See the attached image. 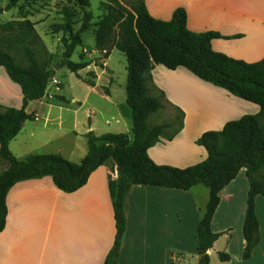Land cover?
<instances>
[{
  "label": "crops",
  "instance_id": "crops-1",
  "mask_svg": "<svg viewBox=\"0 0 264 264\" xmlns=\"http://www.w3.org/2000/svg\"><path fill=\"white\" fill-rule=\"evenodd\" d=\"M144 3L149 15L161 21H169L176 9L185 10L189 31L216 32L222 37L211 43L215 52L248 64L264 58V19L260 18L264 16V0H144ZM89 61L86 60L87 63ZM105 66L106 63H102V67ZM88 68L96 79L93 87L85 84L84 103L76 99L71 102L63 99L61 102L64 107L74 105L76 110L53 106L44 99L40 102L47 114L44 119L36 115V121H32L34 124L42 122L39 130L46 132L40 150L57 139L86 141L84 136L87 133L101 136L96 128L99 117L103 116L116 119V122L121 119L122 128L126 130L108 133L131 135L130 112H126L122 104L124 96L117 103L119 95L113 90L112 83L99 82L104 70L97 73V67L89 65ZM0 73L22 105L20 88L9 82L3 68H0ZM151 76L154 87L163 92L167 105L183 113L182 129L172 141L162 140L147 151L156 165L184 169L200 163L206 158V153L195 141L203 133L220 131L225 123L241 118L247 114L245 112L249 111L251 115L259 113L256 105L198 80L185 69L169 71L156 66ZM199 90L219 100L215 109L205 111L202 102L191 101L190 92ZM0 106L4 104L0 102ZM54 108L71 111L72 116L54 117L50 114ZM82 109L88 124L84 131H78L75 114ZM206 118L215 125L204 128ZM127 120L130 124L126 123ZM66 122L70 125L67 134L57 135L50 131V126L60 130ZM26 125L25 122L8 146L18 161L38 154L59 155L71 163H79L85 157L87 147L77 162L66 158V154L76 156L75 144L69 149L58 148L55 154L29 149L36 133L34 127ZM192 129L195 133L190 137L188 132ZM184 141H188V147L183 146ZM8 166V162L0 160V172L6 171ZM118 175V167L109 162L95 170L82 188L69 194L56 189L50 177L16 184L6 197L7 217L5 228L0 233V264H103L116 233L108 187ZM248 192L249 183L242 169L219 193L220 202L211 222L212 233L219 237L207 252L209 264H264L263 196L255 198L259 243L250 258L243 260L242 229ZM208 197V190L201 185L189 191L132 186L127 196L126 229L117 264H197V224ZM219 254L228 255L230 260L220 262ZM176 257H182V260Z\"/></svg>",
  "mask_w": 264,
  "mask_h": 264
},
{
  "label": "trees",
  "instance_id": "trees-1",
  "mask_svg": "<svg viewBox=\"0 0 264 264\" xmlns=\"http://www.w3.org/2000/svg\"><path fill=\"white\" fill-rule=\"evenodd\" d=\"M1 1H6V5L0 8V15L23 2L37 4L47 0ZM64 1L63 19L52 26L54 34H62L61 67L77 75L90 65L83 55L77 63L71 57L82 47V35L91 28L95 50L104 59L114 50L122 53L126 58L124 92L131 116V135L107 133L97 137L87 133L84 136L87 153L79 163H71L59 155L38 154L25 161L15 159L9 143L25 122L35 120L34 114H28L26 109L30 103L46 96L55 67L50 65L53 55L47 52L35 24L28 18L0 25V68L20 88L22 95L21 108L0 111V160L9 164L6 171L0 172V233L6 224V197L16 184L50 177L56 189L69 194L82 188L99 167L112 162L119 169L117 180L108 187L116 233L103 264H117L126 229L127 196L135 185L181 191L201 185L208 190V201L197 224V264H209L207 252L219 237L211 231L219 193L244 169L249 192L242 229L243 260H248L259 243L255 198L264 197V58L248 64L213 51L212 41L222 37L216 32L189 31L186 12L180 8L169 21H161L149 15L144 0H103L100 5L104 15L94 25L88 11L89 0ZM75 9L82 14L78 28L72 22ZM156 66L169 71L185 69L198 80L256 105L259 113L229 121L220 131L203 133L195 141L206 153L200 163L184 169L156 165L147 151L162 140L172 141L183 122V113L176 110L172 123L149 125V119L165 102L163 92L152 83L151 73ZM90 75L95 77L94 73ZM86 84L94 86L93 81ZM218 259L223 263L230 260L226 254H219Z\"/></svg>",
  "mask_w": 264,
  "mask_h": 264
},
{
  "label": "rangeland",
  "instance_id": "rangeland-1",
  "mask_svg": "<svg viewBox=\"0 0 264 264\" xmlns=\"http://www.w3.org/2000/svg\"><path fill=\"white\" fill-rule=\"evenodd\" d=\"M103 0H89L90 8L89 12L92 14V24H96L99 22L101 17L104 15L100 3ZM6 5V1L0 2V8H3ZM66 5V2L64 0H47L44 3H37L32 4L31 2H23L18 4V6L10 10L8 12H5L0 15V25L6 24L10 21H21L23 17L28 18L32 23L35 24V30L40 37L41 41L43 42V45L45 46V49L47 52L53 55V59L50 62V65L55 67L54 70V76L50 80V84L46 91V96L44 101L50 102L53 106H63L61 103L64 102L63 99H66V101H70L72 99L79 100L81 103H84L85 100V93H86V82L93 81L95 83L96 77H92L90 73V69L87 67L86 69L80 71L75 74H71L67 71L66 68L61 67V61H62V53L63 48L60 43L62 34L57 33L54 34L52 31V26L57 25L61 23L63 17L61 14V10L63 6ZM75 17L72 19V22L75 25V28H78L82 14L79 10L75 9ZM261 19H264V16H260ZM83 45L82 47H78L72 57L71 61L74 63L79 62V58L81 55L84 56V61L90 60V65H93L97 67L96 71L97 73H100L102 70H104L102 79L99 81L100 83H112V88L119 95L116 102L122 101V96H124V100L122 104L124 105L123 109L127 112H130L126 103H125V93H123L124 86L126 84V58L125 56L114 50L110 53L109 57L104 59L100 54L97 55L95 50V39H94V32L93 28L88 30L82 35ZM97 55V57H95ZM106 63L105 68L102 67V63ZM58 68V69H57ZM162 80V79H161ZM10 82V81H9ZM12 85L16 86L14 83L10 82ZM165 83V82H163ZM105 84V85H107ZM18 88V87H16ZM190 97L192 102L200 101L202 102L203 110L209 111L211 109H215V107L218 105V99L214 97L213 95H210L209 93L205 91H193L190 92ZM43 100L35 103H30L29 106L26 109V112L28 114H34L36 121V115L40 117V119H44L45 115L47 114L46 108L42 107ZM43 101V102H44ZM0 102L4 104V106H0V111L6 109V108H15L19 109L21 106V101L14 96L13 90L11 87H8L6 85V79H3L1 77L0 73ZM6 105V106H5ZM252 106V105H250ZM253 107V106H252ZM63 109H70L71 111L76 110V107L70 106V107H64ZM238 109V106H237ZM84 109L80 110L78 113L75 114L77 117L78 122V131H84L87 128L88 120L86 118V114L83 112ZM69 111H60L59 109L54 108L50 114L54 117L56 115H63V116H72V112ZM246 111V110H244ZM247 114L243 115H251L249 113L251 112H245ZM177 115V112L172 109L169 105H167L166 102H162V108L159 110V112L151 117L149 119V125H157L162 123H172L173 116ZM119 119V118H118ZM106 121L108 122L106 125ZM97 131L98 135H104L108 133L109 131L112 132H119V131H126L123 127V121L119 119V122H116V119H111L109 116H103L99 117L97 121ZM127 124H130L129 121H126ZM26 126L34 127V132L36 133L32 143L29 146V149L32 148L34 151H39L37 153H57L58 148H72L74 144L77 147V154L76 156L70 157L66 154V158L70 159L71 161L77 162L80 155H82L84 150H86V141L81 139H72L70 138L61 140L57 139L56 141L53 140L52 143L46 147L39 149V146L41 142H43L44 137H46V132H42L39 130L43 126V123H37L34 124L32 121H27ZM192 126V124L190 123ZM205 125L204 128L207 126H214L215 124L211 121H209V118L205 119ZM264 125V124H263ZM69 123L66 122L64 124V128H61L60 130H54L55 126H50V131H53V133L57 135H63L67 134ZM26 127V128H27ZM175 128V126L173 127ZM172 128V129H173ZM171 130H167V134H170ZM129 131V130H127ZM44 133V134H43ZM195 132L193 129L188 132L189 136L191 137ZM124 134V133H123ZM56 135H54V138ZM184 147H188V141L183 142ZM38 149V150H37ZM73 150V149H72ZM71 150V151H72ZM52 241V236H50V242Z\"/></svg>",
  "mask_w": 264,
  "mask_h": 264
},
{
  "label": "built area",
  "instance_id": "built-area-1",
  "mask_svg": "<svg viewBox=\"0 0 264 264\" xmlns=\"http://www.w3.org/2000/svg\"><path fill=\"white\" fill-rule=\"evenodd\" d=\"M175 259H177V260H182V257H176Z\"/></svg>",
  "mask_w": 264,
  "mask_h": 264
},
{
  "label": "water",
  "instance_id": "water-1",
  "mask_svg": "<svg viewBox=\"0 0 264 264\" xmlns=\"http://www.w3.org/2000/svg\"><path fill=\"white\" fill-rule=\"evenodd\" d=\"M58 69V68H57Z\"/></svg>",
  "mask_w": 264,
  "mask_h": 264
}]
</instances>
